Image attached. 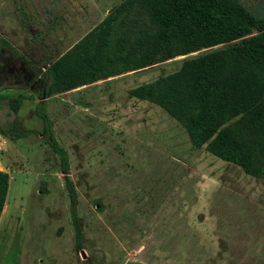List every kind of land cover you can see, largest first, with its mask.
<instances>
[{
    "label": "rangeland",
    "instance_id": "374dc122",
    "mask_svg": "<svg viewBox=\"0 0 264 264\" xmlns=\"http://www.w3.org/2000/svg\"><path fill=\"white\" fill-rule=\"evenodd\" d=\"M123 1L0 0L6 10L0 23L7 14L21 32L0 35V124L28 131L0 144L10 195L0 217V264H264V178L194 148L174 116L129 96L138 85L178 72L184 61L240 39L103 78L111 80L75 100L62 95L49 109L44 102L68 153L67 170L46 142L38 115L42 87L25 76L40 72L38 63L56 61ZM235 1L264 18V0ZM145 28L154 30L149 12L130 5L111 21L108 36L128 35L125 48H134L136 32ZM41 45L62 54L29 58ZM5 86L13 90L1 92ZM8 99L20 103L11 109Z\"/></svg>",
    "mask_w": 264,
    "mask_h": 264
},
{
    "label": "trees",
    "instance_id": "16d2710c",
    "mask_svg": "<svg viewBox=\"0 0 264 264\" xmlns=\"http://www.w3.org/2000/svg\"><path fill=\"white\" fill-rule=\"evenodd\" d=\"M130 5L146 8L153 31L136 32V46L125 48L129 36L112 39L110 23ZM240 39L238 43L236 40ZM6 42V41H4ZM224 49L184 61L171 75L129 91L136 100L152 101L174 116L187 130L196 149L233 164L246 174L264 178V18L235 0H125L94 29L46 69L42 97L139 70L176 55L219 44ZM3 96H0V107ZM15 109L19 99H8ZM46 142L68 169V153L57 142L42 103ZM28 131L1 126L13 141ZM70 200L74 191L70 184ZM8 190V175L0 171V214ZM76 244L82 231L73 213Z\"/></svg>",
    "mask_w": 264,
    "mask_h": 264
},
{
    "label": "crops",
    "instance_id": "0c3cea01",
    "mask_svg": "<svg viewBox=\"0 0 264 264\" xmlns=\"http://www.w3.org/2000/svg\"><path fill=\"white\" fill-rule=\"evenodd\" d=\"M6 1L8 2L9 1V3H8V5L9 4H12V3H14V1L15 0H5V3H6ZM21 3H22V1H20ZM55 3H57V1L55 2ZM54 3V4H55ZM5 8V5L4 6H0V16H1V14H2V12L5 10L4 9ZM55 10L56 11H59V10H57V7H55ZM6 11V10H5ZM6 16H7V20H6V23H0V35L1 36H18L19 35V33H21V32H17L18 31V29H15V28H12L11 26H9V24L8 23H10V22H12V23H15L16 22V20H12V21H10V19H9V17H8V15L6 14ZM6 24V25H5ZM71 36H72V33L70 32V34H69V38H68V42H69V40L71 39ZM66 40V42H67V39H65ZM76 42V41H75ZM75 42H73L71 45H69L66 49H65V51H67ZM47 45H52V43L51 44H48V42L46 43ZM32 50V51H31ZM31 50L29 51V53H31V55L29 56V58H32L33 60H35L36 58H38V60L40 59V58H43V57H46V58H48V59H50V58H52V57H54L55 59H57L61 54H57L58 52H55V49H54V47L53 46H46V45H41V46H39V47H37V48H31ZM64 51V52H65ZM53 53H55V54H57V56H51V54H53ZM55 59H53V60H55ZM50 64H51V62H49V63H44V64H42V63H38V65L40 66V67H38L39 69H40V72H38V70H36V69H33L34 71L33 72H31L28 76H30L29 77V79H32L33 81H37L38 82V84L39 85H41L40 87H42V91L41 92H43L44 91V84H45V82H47V81H44L43 80V75H44V73H45V71H46V69L50 66ZM37 65V66H38ZM37 68V67H36ZM129 72H132V71H129ZM28 74V73H27ZM26 74V75H27ZM125 74H129L128 72L127 73H125ZM132 74V73H131ZM133 74H136V72L135 73H133ZM28 76H25V77H28ZM121 77L123 76V75H120ZM120 76H115L114 78H121ZM125 76H128V75H125ZM109 80H111V79H103V80H98V81H95V82H92V83H90V84H84V85H81V86H77V87H74V88H72V89H69V90H71V91H66V92H61V93H55V94H52V95H49V96H47L46 98H43V97H41V104L43 103L44 104V102H46V104H47V106H46V108H48L49 109V105H48V102L49 103H52V102H57L58 101V99L59 98H61V96L63 95H65V94H67V95H69V97L70 96H73V100H75L77 97H79V94L81 95V94H83V92L85 91H89V89H93V88H97L98 86H101L100 84H104L105 82H108ZM10 90H13L12 89V87H10V86H5V88L1 91V92H9ZM82 90H84V91H82ZM71 101H72V99H70ZM59 103V102H58ZM46 111V110H45ZM46 113H48V110H47V112ZM0 144L1 145H3L4 146V144H6V140H4V138H3V136H1L0 135ZM13 147V144H10V147ZM10 195H9V193H8V191H7V194H6V198H5V203H4V206H6V204H7V201H8V199L10 198L9 197ZM4 206H3V209H2V212H1V214H0V217H1V215H2V213H3V210H4Z\"/></svg>",
    "mask_w": 264,
    "mask_h": 264
},
{
    "label": "flooded vegetation",
    "instance_id": "af4514ba",
    "mask_svg": "<svg viewBox=\"0 0 264 264\" xmlns=\"http://www.w3.org/2000/svg\"><path fill=\"white\" fill-rule=\"evenodd\" d=\"M30 76H28V79H29Z\"/></svg>",
    "mask_w": 264,
    "mask_h": 264
},
{
    "label": "built area",
    "instance_id": "2783aa9c",
    "mask_svg": "<svg viewBox=\"0 0 264 264\" xmlns=\"http://www.w3.org/2000/svg\"><path fill=\"white\" fill-rule=\"evenodd\" d=\"M1 135V134H0Z\"/></svg>",
    "mask_w": 264,
    "mask_h": 264
}]
</instances>
